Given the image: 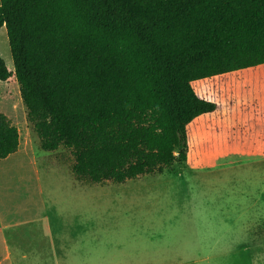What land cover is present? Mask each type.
<instances>
[{
    "label": "trees",
    "instance_id": "16d2710c",
    "mask_svg": "<svg viewBox=\"0 0 264 264\" xmlns=\"http://www.w3.org/2000/svg\"><path fill=\"white\" fill-rule=\"evenodd\" d=\"M39 147L86 185L264 151V0H0ZM200 137V139H198ZM19 133L0 114V160Z\"/></svg>",
    "mask_w": 264,
    "mask_h": 264
},
{
    "label": "rangeland",
    "instance_id": "374dc122",
    "mask_svg": "<svg viewBox=\"0 0 264 264\" xmlns=\"http://www.w3.org/2000/svg\"><path fill=\"white\" fill-rule=\"evenodd\" d=\"M2 28L0 57L13 72ZM0 114L20 142L0 160V264H264V151L86 185L72 176L70 150L40 149L14 77L0 81Z\"/></svg>",
    "mask_w": 264,
    "mask_h": 264
},
{
    "label": "crops",
    "instance_id": "0c3cea01",
    "mask_svg": "<svg viewBox=\"0 0 264 264\" xmlns=\"http://www.w3.org/2000/svg\"><path fill=\"white\" fill-rule=\"evenodd\" d=\"M19 146H20V142H19ZM18 150H19V147H18ZM17 150V151H18ZM77 188H82V189H85V190H91V188L90 187H77ZM99 189L98 190H102V189H104V188H107V187H98ZM94 190V189H93ZM11 251V250H10Z\"/></svg>",
    "mask_w": 264,
    "mask_h": 264
},
{
    "label": "bare ground",
    "instance_id": "6f19581e",
    "mask_svg": "<svg viewBox=\"0 0 264 264\" xmlns=\"http://www.w3.org/2000/svg\"><path fill=\"white\" fill-rule=\"evenodd\" d=\"M1 30H3V28H2V29H0V31H1ZM6 42H7V39H6ZM10 65H11V69H12V66H13V65H12V63H11ZM1 83H2V82H1ZM3 172H4V171H3Z\"/></svg>",
    "mask_w": 264,
    "mask_h": 264
}]
</instances>
